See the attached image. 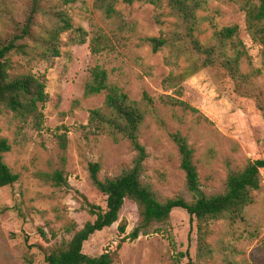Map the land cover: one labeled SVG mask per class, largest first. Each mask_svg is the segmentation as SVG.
<instances>
[{"label": "rangeland", "instance_id": "1", "mask_svg": "<svg viewBox=\"0 0 264 264\" xmlns=\"http://www.w3.org/2000/svg\"><path fill=\"white\" fill-rule=\"evenodd\" d=\"M96 1L41 0L40 9L46 13L32 11L30 0L0 5V47L22 34L30 15L33 32L43 34L44 26H50V10L66 12L74 27L87 33L83 44L69 41L73 30L63 33L58 56L44 54L43 43L28 36L17 44L27 43L30 50L34 48L32 53L8 55L13 74L31 72L46 83L48 99L42 106L41 128L20 122L8 110L0 116L2 135L11 145L4 161L19 175L13 185L0 188V264H45L53 248L94 220L85 201L106 207V196L94 186L89 165L98 162L99 176L105 178L133 164L136 151L129 140L90 124L91 112L105 108V93L86 94L96 66L108 70L109 80L146 111L140 127V143L148 153L142 180L161 201L194 198L180 167L174 133L185 136L193 147L201 190L208 195L223 192L231 172L264 159V45L255 43L247 30L245 0H203L196 31L209 44L216 30L239 26L245 45L240 72L249 80L244 87L212 68L166 87L164 81L171 74L180 77L191 72L185 56L179 66H171L168 48L154 52L144 41L168 36L179 24L168 1L128 4L121 0L116 4L119 14L112 18ZM104 39L109 40L108 47ZM97 40L104 48L93 53L92 43ZM166 96L197 111L184 109ZM56 172H62L71 188L55 184ZM261 174V188L252 192L253 202L243 217L213 220L205 228L204 251L199 249L197 223L181 208L172 211L168 222L153 224L147 234L124 240L140 222L139 209L131 199H126L119 221L92 235L83 250L91 256L115 252L112 264H264V169ZM123 222L125 233L119 230Z\"/></svg>", "mask_w": 264, "mask_h": 264}, {"label": "trees", "instance_id": "2", "mask_svg": "<svg viewBox=\"0 0 264 264\" xmlns=\"http://www.w3.org/2000/svg\"><path fill=\"white\" fill-rule=\"evenodd\" d=\"M8 0H0V5H5ZM32 11H41V0H30ZM121 0H97V7L103 11L107 18L116 17L119 11L117 2ZM133 4L136 1H148L159 3L162 0H122ZM174 10L179 24L168 36L147 37L145 42L149 43L154 52L169 49L166 58L171 66H179V60L185 56L190 64V71L185 75H173L164 81L166 87H170L183 80L190 73H196L204 68H212L226 73L237 81L240 87L249 81L240 72V60L245 53V45L239 38V26H227L216 30L213 35L214 42L204 44L196 34L199 22L197 12L202 7L203 0H166ZM244 11L246 12V26L253 41L264 45V0H245ZM50 26H44L43 34L36 35L32 30V16L22 28L21 35H15L6 45L0 47V116L4 110L11 111L14 116L23 123H31L37 129L44 122L42 106L48 99L46 83L31 72L13 74L10 57L12 51L30 54L27 43L17 44V40L28 36L36 43H43L46 51L44 54L60 55L59 42L63 33L73 30L75 33L70 37L73 44L86 42L87 33L79 27L75 28L71 18L61 10H50ZM101 42V37H99ZM108 47L109 40H103ZM98 40L92 43V52L99 53L104 47ZM101 46V48H100ZM243 47V49L241 48ZM230 48V49H229ZM233 51V52H230ZM108 70L96 66L91 70L90 78L86 85L87 95L105 93V108L96 109L91 112L90 124L97 130L106 131L110 135H121L129 140L136 151L131 167L123 170L114 177L101 178L99 173L101 166L98 162L89 165V172L94 186L106 196V207L85 201L88 211L94 220L88 221L83 228L77 230L72 238L53 248L45 257V264H112L115 252L106 251L100 256H91L84 252V244L92 235L113 226L119 221L120 212L126 199L135 202L139 209L140 222L134 230L123 239L135 240L141 234H147L149 228L155 223H166L171 213L176 208L184 209L191 217V221L198 226L199 249L203 250V241L206 237L205 228L213 220L230 218L231 220L243 217L245 208L253 202L252 192L261 188L264 159L249 161L242 169L231 172L228 175L226 188L223 192L206 194L201 190L198 167L194 160V149L189 145L185 136L180 133L172 134L174 144L180 155V167L185 174L187 188L194 198L188 201L182 196L168 198L161 201L152 186L142 180L144 163L148 157L146 147L140 143V127L146 116L144 111L136 102L132 101L128 94L113 84L110 80ZM242 89V88H240ZM239 89V91H241ZM181 93V92H180ZM183 106L184 109L196 108L189 106L182 100L166 96ZM145 98L153 103L152 99ZM11 150L8 139L2 135L0 125V188L13 185L19 175L14 173L4 161V154ZM53 180L58 186L71 188L69 182L64 179L62 172H56ZM122 233L126 232V222L119 226ZM122 240L118 248L121 246ZM204 251V250H203ZM183 255V253H181ZM188 264H192L189 261Z\"/></svg>", "mask_w": 264, "mask_h": 264}]
</instances>
